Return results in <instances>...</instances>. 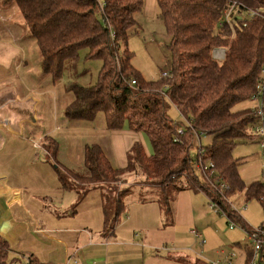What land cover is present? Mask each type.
<instances>
[{
    "label": "trees",
    "instance_id": "trees-1",
    "mask_svg": "<svg viewBox=\"0 0 264 264\" xmlns=\"http://www.w3.org/2000/svg\"><path fill=\"white\" fill-rule=\"evenodd\" d=\"M4 2L19 9L39 49L42 71L54 81L62 78L66 64L78 60L81 50H87L86 59L102 62L95 85H67L73 100L65 108V120L90 123L103 115L107 130L142 133L152 147L148 154L137 143L127 166L117 169L99 145L88 144L84 158L88 174L81 175L59 163L57 141L46 138L48 162L61 190L78 193L77 207L89 191L106 186L111 192H104V227L113 233L127 212L124 197L131 195L120 188L125 175L133 172L143 174L145 183L158 192L168 220L172 221V198L191 190L206 194L213 209L251 231L231 210L229 197L245 192L247 201L264 198V182L247 185L240 160L234 157L240 141L259 138L252 133L253 110L236 107L264 88V0H157L170 38L171 62L169 77L161 75L156 81L146 80L132 66L128 48L130 35L140 28L135 16L145 0ZM228 11L233 23L227 19ZM215 49L225 50V58H214ZM172 107L181 121L170 116ZM202 136L212 142L193 158L195 138ZM12 251L10 241L0 234V264H22L19 258L9 261ZM29 259L30 264H39L32 256ZM194 264L208 263L197 259Z\"/></svg>",
    "mask_w": 264,
    "mask_h": 264
},
{
    "label": "rangeland",
    "instance_id": "rangeland-1",
    "mask_svg": "<svg viewBox=\"0 0 264 264\" xmlns=\"http://www.w3.org/2000/svg\"><path fill=\"white\" fill-rule=\"evenodd\" d=\"M5 7L11 9L12 13L9 20L0 15V32L4 31V36L0 37V64L7 65L2 67L3 70L0 67V75L2 71L7 74L5 70L9 68V72L13 70L16 75L23 76L28 81V85L25 88H28L30 96L35 100H39V123L36 127L38 134L35 135V139L30 140L32 145L37 148L39 146L37 142L38 135L41 136L50 131H54L59 136L66 133L65 131L68 127L66 128L62 122L61 116L63 115L64 117L65 108L73 100V96L66 90L67 85L70 83L85 87L95 85L99 78L102 62L95 59H86L87 50H81L78 60L74 61L73 64L72 62L66 64L62 78L54 81L42 71V59L39 49L32 40L30 32L28 33L29 30L19 9L14 4L11 5L5 3L4 0H0V14L2 13V8ZM159 13L157 0H145L143 10L135 16L140 28L132 32L128 41V48L132 52V66L148 81H156L161 78L163 72H169L170 70L171 53L168 49L170 38L159 17ZM6 24L10 28L5 27ZM27 35H29L30 42L21 43V50H16L13 47L14 53L19 51V58L14 60L12 68L9 67L11 58L8 57L11 56V46L17 43L20 44L21 39L27 40ZM220 51H215V56L218 58L223 55ZM17 64L22 68L17 67ZM19 84L23 87L25 85L23 81H19ZM33 103L34 100L30 104L32 110ZM259 105L258 100L252 99L240 103L236 109L251 108L254 110ZM169 114L175 121L182 120L181 114L175 107L170 109ZM101 117H99V120H101ZM74 124L88 130L98 128L100 125L98 122H74ZM83 137L90 138V136L85 134ZM143 137L145 139L144 148L148 149L147 152L152 154V147L148 138L145 135ZM81 141L85 142V139ZM61 142H64V139ZM211 142L212 138L209 136H202L200 139L196 137L191 152L192 157L197 158L199 149L205 148ZM63 144L61 156L64 162L73 167L77 173L81 175L88 174L87 167L82 166L85 150L82 161H79L76 151L77 146L74 143L72 145L71 140L67 139H65ZM260 145V138L253 143L245 139L239 142L234 151V157L240 160L241 177L247 185L256 181L264 182V157ZM35 154L42 156L41 152H35ZM46 155L43 154L45 158L47 157ZM57 156H60V153ZM46 160L48 161L47 158ZM65 166L67 165L65 164ZM32 170L34 172L39 171L42 176L39 180L38 177L32 178L24 175L25 180L31 182V187L40 189L46 197L51 194L54 195L52 202L48 198L42 200L45 198L44 196L39 198L41 200L35 211L36 216L48 212L53 213L54 211L64 213L63 209L65 208L63 206L66 207L67 205L65 202L66 195L61 193L60 195L57 192V178L51 166L45 164V166L38 168L33 167ZM124 178L126 183L120 189L121 191L129 189L131 195L124 197L129 212L127 213V218H123L121 223H126L130 219V223H137L138 225L136 224V226L148 228L151 242H158L160 245L159 249H165L161 252L170 251L171 254L176 253V251L182 252L178 255L183 256L182 260L185 264H193L197 259H202L208 264L218 261L223 262L230 255H236L233 264L245 263L250 245L246 230L240 224H235L234 228H231L232 222L228 220L224 213H218L211 207L210 199L206 194L194 193L191 190L178 193L170 201L172 209V221H170L162 212L161 203L159 204L158 202L160 195L150 189V184L145 183L146 177L143 174L131 172L126 174ZM103 189L107 193L111 192L106 186ZM99 192H101L100 188L90 193L88 198H86L87 200L84 199L85 201L78 203L76 211L80 212L77 213L75 220L73 218L68 219L70 221H67V223H93L92 232H99L97 228L101 227L100 224H102L103 218L99 206L101 199H103L104 203V196H100ZM72 200H74L73 196ZM140 202L143 205L139 204ZM229 204L231 210L240 212L242 219L250 226L256 228L260 225L263 217V206L259 201H247L245 192H237L229 197ZM243 208L245 209L243 210ZM159 209H161V217L158 212ZM1 211L2 209L0 210V217L3 216ZM192 230L197 231L200 236L193 237L191 235ZM105 233L109 234V231L106 230ZM0 234L6 239L13 236L11 233L5 234L1 231ZM163 242L164 245H167V248L163 247ZM14 256L11 252L9 261H12ZM22 261L25 262V259H22Z\"/></svg>",
    "mask_w": 264,
    "mask_h": 264
},
{
    "label": "crops",
    "instance_id": "crops-1",
    "mask_svg": "<svg viewBox=\"0 0 264 264\" xmlns=\"http://www.w3.org/2000/svg\"><path fill=\"white\" fill-rule=\"evenodd\" d=\"M11 13V9L5 7L2 8L0 15L9 20ZM5 27L8 25L6 24ZM3 36L4 31L2 30L0 37ZM26 38L27 40L21 39L20 44L10 45L12 48L11 56L8 57L11 58L9 67L12 68L14 60L19 58V51L14 53L13 47L16 50H21V43L30 42L29 35ZM17 65L20 67L19 64ZM6 66L0 64L2 70V67ZM8 69L5 70L7 74L2 71L0 75V210L2 209L1 213H3V216L0 217V231L5 234H13L12 238L8 239L12 243L11 249L15 255L13 259H25L22 264H30V256L34 257L39 264H185L182 260L183 256L178 255L182 252L176 251L174 254H171L170 251L161 252L165 249H159L158 242H151L148 228L136 226L137 223H130V219L126 223H121L123 218H127L128 209L114 232L106 234L103 199L99 203L103 217L101 227L97 228L99 232H92L93 223H67L70 221L68 219L75 220L77 213L80 212L73 213L78 202V193L61 190L56 173L57 192L66 195L67 205L63 206L64 213L54 211L36 216L35 211L41 200L39 198L45 194L40 189L31 187V182L26 181L25 176L38 177L40 180L42 173L34 172L33 167L38 168L48 164L53 169L51 163L46 160L47 157L43 156V154L46 155L43 148V141L46 138L52 137L57 141L58 154L60 153L57 160L62 165L65 163L68 167L65 164L63 166L75 172L76 170L64 162L61 156L65 139L71 140L72 145L74 143L77 146L79 161H82L84 157L86 145L97 144L103 149L112 166L117 169L127 166L128 154L137 143L145 147V139L142 133H135L128 129L107 130L103 115H100L102 116L101 120H99V116L96 121L91 122L100 123L98 128L90 130L65 120L62 115V122L66 128L68 127L66 133L59 136L54 131H50L41 136L38 135L39 146L34 147L30 140L35 139V135L38 134L36 127L39 123V100L33 99L28 88H25L28 85L27 79L16 75L13 70L9 72ZM19 81L25 83L24 87L19 84ZM32 100H34L33 110L30 106ZM84 134L90 138L83 137ZM63 139L64 142H61ZM83 139L85 142L81 141ZM255 140L248 141L253 143ZM147 150L145 148L146 152ZM35 152H41L42 156L36 155ZM82 166H85L84 159ZM100 189L102 192H99L100 196H104L105 189ZM95 191L97 189L91 190L90 193ZM48 196H44L45 198L42 200L48 198L52 202L54 195ZM72 196L74 200H72ZM86 198L85 200H87ZM259 202L263 206L262 223L264 205L263 202ZM139 204L143 205L141 202ZM158 212L161 217V209ZM248 226L250 225L248 224ZM163 247L167 248V245Z\"/></svg>",
    "mask_w": 264,
    "mask_h": 264
},
{
    "label": "built area",
    "instance_id": "built-area-1",
    "mask_svg": "<svg viewBox=\"0 0 264 264\" xmlns=\"http://www.w3.org/2000/svg\"><path fill=\"white\" fill-rule=\"evenodd\" d=\"M230 11L227 12V19L229 21V23H233L234 20L231 19L230 17ZM223 49H215L213 52V56L214 58L218 59V60H222L225 58V50L220 51ZM215 51H220L223 55L219 56L220 58L215 56ZM220 55V53H218ZM162 77L163 78H168L169 74L168 72H163L162 73ZM135 81H132V85H135ZM264 94V88L260 87L258 94L253 98L255 100H258V102L260 103L259 106H257L254 110H253V114L254 117L256 118V122L253 123L252 125V133L254 135H258V137L260 138V142H261V148H262V153L264 155V102L261 101V97ZM196 167L199 166L198 164L195 165ZM220 181V180H219ZM223 186L225 187V184H223ZM222 186V187H223ZM263 205H264V198L262 199ZM211 207L214 208V205L211 204ZM234 211V210H233ZM236 212V214L241 216L240 212L234 211ZM235 224L232 223L231 228H234ZM191 235L193 237H199L200 234L197 231L192 230L191 231ZM247 238L250 241V245L248 248V252L246 255V260L244 264H264V218L262 223L256 227L251 229L250 232H247ZM236 259V255H230L228 256L225 261H218V262H214L212 264H233L234 260Z\"/></svg>",
    "mask_w": 264,
    "mask_h": 264
}]
</instances>
